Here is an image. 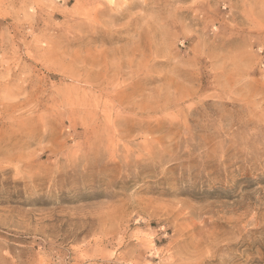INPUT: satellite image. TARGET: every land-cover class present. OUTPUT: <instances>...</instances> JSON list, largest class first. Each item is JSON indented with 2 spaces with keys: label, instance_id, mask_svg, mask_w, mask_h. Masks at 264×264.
Here are the masks:
<instances>
[{
  "label": "rangeland",
  "instance_id": "obj_1",
  "mask_svg": "<svg viewBox=\"0 0 264 264\" xmlns=\"http://www.w3.org/2000/svg\"><path fill=\"white\" fill-rule=\"evenodd\" d=\"M0 264H264V0H0Z\"/></svg>",
  "mask_w": 264,
  "mask_h": 264
}]
</instances>
